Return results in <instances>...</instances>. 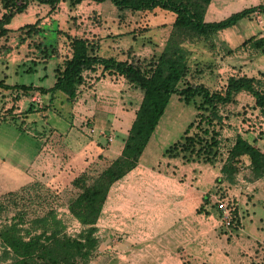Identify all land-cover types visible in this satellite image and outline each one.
Here are the masks:
<instances>
[{"label": "crops", "instance_id": "crops-1", "mask_svg": "<svg viewBox=\"0 0 264 264\" xmlns=\"http://www.w3.org/2000/svg\"><path fill=\"white\" fill-rule=\"evenodd\" d=\"M106 2L84 1L75 9H70L65 2H60L52 11L45 4L32 3L24 13L16 15L6 27L12 32L39 20L36 25L38 29L36 34L40 35V39L45 44L60 41L59 30L62 28L57 26V22L61 20L60 23H62L64 20L66 34L100 39L99 54L105 57L113 56L119 60L130 59L132 55L138 58L151 53L152 45L149 43L150 39L148 41L146 37L159 29L165 30L166 33L170 31L174 17L166 26L157 23V28L147 29L138 35V31L129 29L128 23L124 24L121 17L115 15L103 17L104 21L97 27L91 22V18H88L90 14H85L86 12L81 9L86 5H103L107 4ZM259 4H264V0H211L204 19L207 22L219 21L234 12ZM26 12H29V19L20 22L18 18ZM61 16L65 19H61ZM71 16L75 17L72 23ZM249 22L250 18H244L235 25L221 30L218 33L221 42L234 48L246 38L256 35L251 32ZM258 33H260L258 36H264L262 28ZM163 41H166V38ZM22 46L18 49L19 54L14 51L0 53V71L3 73L7 71L1 79L9 87L19 84L8 80L11 73L14 75L18 73L17 68H21L23 72L34 70L25 68L26 60L35 61V58L28 57L25 53L27 47L23 49ZM57 49L60 51L59 47ZM26 50L31 52L29 54L32 56H37L33 48L29 47ZM51 60H54L53 80L45 84L49 78L46 66ZM60 60L61 55L58 53L48 52L47 56L43 53V80L38 84L29 85L50 88L55 81L54 69ZM19 64H21L20 67ZM97 76L96 73H88L73 103L68 102L61 92L41 95L35 91L43 96V111H41L43 133L40 135L43 136V147H31L32 154L26 164L6 163L5 158L0 155V195L20 188L33 180L53 184L61 183L62 180L69 178V174L74 177L83 172L96 174L120 154L142 95L137 103H134L133 97L137 90L127 84L122 77L97 78ZM42 77L39 76V79ZM11 92V89L0 88V98L3 97V102H9L15 94ZM29 100L28 96H22L17 103L20 105L24 101L30 102ZM177 101L179 102V99ZM60 110H65L66 117L63 119L59 117ZM21 111L22 109H18L13 113ZM24 115L27 118L29 116V114ZM85 120L87 123L89 120V127L95 129L94 133L88 132L83 124ZM117 138L121 139L116 142ZM163 162L165 166L171 164V169L178 173L173 175L166 174L164 171H154L153 168ZM222 163L221 160L210 165L198 161H183L181 158L170 159L164 154L149 164L139 160L135 168L112 185L96 222L97 235L100 238L98 249L101 243L105 242L104 264H177L178 248H182L183 250H180L182 255L194 264H206L209 254L215 255L223 264L235 262L240 264L247 260L251 262L252 259L257 262L250 248L255 245V242L264 241V233L262 234L261 228L255 222L247 229L241 218L242 228L226 229L221 224L217 209L215 212H209L205 207L201 209L202 206H199L200 202L203 203L201 200L207 197L205 194L209 190L225 185L228 187L227 192L231 198L234 196L235 200H238L237 191L240 189L238 182L241 180L236 177L237 182L229 183L221 173ZM247 165L248 162H245V167ZM1 175H4V179H1ZM180 175L185 177L182 179ZM250 182L248 190L257 191L258 186L264 190V176ZM258 194L261 198L255 196V200L251 202L253 214H255L254 207L257 206L253 205L254 203L261 202L260 205L264 206V191L258 190ZM228 198L230 199V197L223 199ZM260 205L258 207H261ZM115 211L122 216L123 220L120 222L118 235L109 233L119 239L103 240L99 224L102 212L114 214ZM179 220L188 224L185 233L177 229ZM218 227H224L227 237L233 239L209 241V235L213 237ZM242 234L249 238L241 237ZM236 235L239 236L238 239ZM176 237L179 240H176Z\"/></svg>", "mask_w": 264, "mask_h": 264}, {"label": "trees", "instance_id": "trees-1", "mask_svg": "<svg viewBox=\"0 0 264 264\" xmlns=\"http://www.w3.org/2000/svg\"><path fill=\"white\" fill-rule=\"evenodd\" d=\"M84 1L102 3L107 0H0V38L11 32L6 26L32 3L45 4L52 11L60 2L75 9ZM109 1L117 10L132 14L157 9L173 15L169 34L157 56L148 60L105 57L99 54L100 39L66 34L69 52L56 65L55 81L50 88L24 84L9 87L3 79L0 80V88L15 92L12 95L15 101L22 96L29 98L38 91L41 95L61 92L68 102L73 103L88 73L98 74L97 78L120 76L142 93L120 154L100 172L93 175L83 172L71 182L78 193L67 204V209L80 225L77 233H68L67 223L59 216L54 201L49 200L50 196H42L44 191L52 194L44 182L35 180L0 196V264H89L100 244L96 222L110 188L137 166L173 94L178 95L184 104L191 105L196 114L180 139L165 150V157L204 164L221 160V173L229 183L236 181L245 162L251 172L249 181L264 176V151L256 145L255 139L238 131L233 139L227 138L229 144L223 143L222 139L227 120L222 109L236 103L239 93L245 92L253 97L254 107L264 119V76L231 75L218 90H212L204 83L186 82L180 86L190 73L191 50L186 43L207 39L253 14L264 15V4L244 8L219 21L207 22L204 17L211 0ZM37 24H27L23 28L29 34L34 33L38 31ZM240 47L254 53L264 52V36H251ZM14 107L16 103L8 111L12 112ZM34 110L30 102L26 114ZM227 204L231 212L230 228L238 230L241 225L238 210L233 200L228 198Z\"/></svg>", "mask_w": 264, "mask_h": 264}, {"label": "rangeland", "instance_id": "rangeland-1", "mask_svg": "<svg viewBox=\"0 0 264 264\" xmlns=\"http://www.w3.org/2000/svg\"><path fill=\"white\" fill-rule=\"evenodd\" d=\"M107 4L111 5L115 8V6L107 0ZM107 4L97 5L93 4L86 5L81 10L89 13L88 18H91V22L95 24V26H101L103 17L107 16H118L121 17L122 22L128 23L129 29H134V32L138 34H142L143 31L147 29L157 28V23H162L163 26H166L173 18V15L169 12H164L160 10H154L153 12H137L130 13L129 11H120L114 10L110 8ZM78 7V6H77ZM116 9V8H115ZM29 12L20 16L18 19L20 22L27 21L30 17L28 15ZM83 15V14H82ZM61 19H65L64 16H61ZM69 17V16H68ZM254 17V19H253ZM75 20V17L71 16L70 22ZM159 20L161 22H159ZM64 21V20H63ZM60 23L61 20H58L57 26H60L62 30H59L60 33V41L55 42L52 41L50 43H43V40L40 39V35L37 36V32L28 33L26 28H19L17 30L12 31L6 37L0 39V53H7L10 51L16 52L19 54V47L23 45V49L25 47V53L28 54V57L35 58L34 60L28 59L26 60L25 68H33L32 71H22L21 68H17L18 73L16 75L12 74L8 77L9 82L19 83V84H38L43 80V52H54L61 55V58L68 54V40L65 36L66 34V24ZM39 22V20H38ZM250 27L251 32H253L254 36L260 35L259 30L262 28L264 30V16L254 14L250 18ZM70 25V24H69ZM56 26V25H55ZM125 26V25H124ZM159 26V25H158ZM161 27V26H160ZM159 31V32H158ZM154 33H150L146 40L150 39L149 43H151L152 52L149 54H145L144 56L138 57L140 60L151 59V57L157 56L161 49L164 46L165 41L163 39L167 38L169 32L159 29ZM263 32V31H262ZM251 37V36H250ZM260 37V36H258ZM247 39V38H246ZM145 41V40H143ZM244 41V40H243ZM242 41V42H243ZM142 42V41H141ZM164 42V43H162ZM241 42V43H242ZM59 45H58V44ZM241 43L236 47L226 46L225 43L221 42L218 33L216 35H212L207 39H200L198 41H193L191 43H186L185 46L191 50V56L189 58V66L190 73L186 76L185 80L180 84V86L184 85L186 82L189 83H204L212 90H218L222 88L226 80L231 75H247L253 76L257 78H263L264 76V52H250L246 49H242L240 47ZM219 48L217 49V47ZM29 47L33 48L37 52V56H32L31 52H28ZM59 47L60 51L57 49ZM45 53V52H44ZM136 57V55L130 56V58ZM61 61V60H60ZM8 62V61H7ZM17 62V60H15ZM21 64H19L20 67ZM24 66V65H23ZM54 66V60H51L47 68V73L49 75L48 82H52V67ZM11 69V66H10ZM9 69V70H10ZM7 72L6 70L4 73ZM3 72L0 71V79L3 78ZM39 76L42 78L39 79ZM128 84V83H127ZM135 89V88H134ZM134 94V103L140 99L142 93L139 89ZM141 93V94H140ZM31 97V96H30ZM29 97V98H30ZM42 100V108H39L37 105H34L35 110L31 113H28V118L24 115L26 114V110L30 105V102L24 101V103H17L15 101V97H11L9 102H3L0 98V155L5 158L6 163L13 164H26V162L30 159L32 154L31 147H43V96H40ZM179 96L173 94L170 98L169 103L167 104L163 115L161 116L155 130L153 131L151 138L145 148L143 154L141 155V162L149 164L158 156H161L165 153V150L171 146L174 142L180 139L183 135L185 129L188 124L194 119L196 114V110L191 105L184 104L180 99L177 101ZM8 103V104H7ZM16 103V107H14L13 111H17L18 109H22L21 112L13 113L9 112L8 109L11 106H14ZM5 108V109H4ZM4 109V110H3ZM64 109V108H63ZM59 110V109H58ZM41 112V113H39ZM61 115L60 119L66 117L65 110H60ZM222 112L227 116L226 124L222 129V139L223 143L229 144L227 142L228 139H233L235 133L240 132L246 137L250 139L256 140V145L264 151V125L260 119L261 114L259 109L254 107V99L248 93L242 92L237 95V101L234 104L226 105ZM22 115V116H21ZM64 121V120H63ZM89 127V120L87 123ZM87 128V127H86ZM194 129L191 130V132ZM125 136V135H124ZM121 138H117L120 140ZM115 142V143H116ZM121 142V141H120ZM25 149V151H24ZM28 159V160H27ZM165 160V159H163ZM185 161V160H183ZM213 165V164H210ZM154 171H164L166 174L176 175L178 172L171 169V164L165 166V162L161 163L157 167L153 168ZM157 169V170H156ZM176 169V168H175ZM74 176L69 174V178L62 180L61 183H46L45 187L48 188L52 194H46V192H42V196H50L49 200H53L55 207L57 208L59 216L64 218L67 223V231L69 234H75L79 231V223L74 220L69 214L67 209V204L72 200L78 193V190L72 185V178ZM180 178H184L185 175H180ZM238 180H241L239 183L240 189L237 191V199L235 200L234 196L229 195L227 192V186H219L214 187L211 191L209 190L207 197L201 200L199 206L201 209L205 207L209 212H215L217 209V200L222 198L230 197V200L234 201V206H236L238 210V215L243 219L244 226L250 228L254 225H258L261 228L262 234L264 233V206H261V202L254 207L255 214L252 213L251 202L255 200V196L258 197L259 191H264L257 187L255 191L254 189H249L250 185V177L251 172L247 166L240 169V172L236 176ZM4 179V175H1V179ZM75 178V177H74ZM35 181V180H33ZM31 181V182H33ZM71 181V182H70ZM237 182V180L235 181ZM30 183V182H29ZM226 187V188H223ZM18 189V188H17ZM15 189V190H17ZM13 190V191H15ZM253 192V193H251ZM41 192L38 191V194ZM212 193V194H211ZM2 195V194H1ZM0 195V196H1ZM56 197V198H55ZM260 197V196H259ZM261 198V197H260ZM207 199V201H206ZM263 199V198H262ZM261 207H258V206ZM198 206V207H199ZM241 209V210H240ZM218 210V209H217ZM118 211V210H117ZM103 213L101 215L100 230L102 239L107 240H118L119 238L116 236H112L119 234L120 222L123 220L122 216L119 213ZM220 213V212H219ZM106 218H105V217ZM251 219V220H249ZM1 224V219H0ZM177 229L179 231H185L188 228V224L182 222L181 220L177 221ZM239 228H242L241 225ZM224 227H218L216 234L212 237L209 235L208 240L214 241L215 239H223V240H232L233 238L227 237L225 234ZM227 229V228H226ZM230 230H233L230 228ZM106 231V233H104ZM111 232V233H109ZM259 232V231H258ZM181 235V233L179 232ZM235 234V232H234ZM187 237V236H186ZM241 237L245 239L249 238V236L242 234ZM239 236L236 235V239ZM235 239V238H234ZM176 240L177 239L176 237ZM104 243H101L99 249L97 250V254L94 256L92 261L89 264H104ZM180 250L182 248L177 249V264H194L191 263L190 260H187ZM254 253V257L257 262H254L252 259L251 262L248 260L245 263L240 264H264V244L263 242H255V245L250 248ZM96 258V259H95ZM95 259V260H94ZM206 264H223L215 255L209 254L207 258ZM234 264H239L235 262Z\"/></svg>", "mask_w": 264, "mask_h": 264}, {"label": "built area", "instance_id": "built-area-1", "mask_svg": "<svg viewBox=\"0 0 264 264\" xmlns=\"http://www.w3.org/2000/svg\"><path fill=\"white\" fill-rule=\"evenodd\" d=\"M30 100L34 105H37L39 108H42V100H41V97L38 93L32 94L30 97ZM260 119L262 121V124L264 125V119L262 117H260ZM83 124H84V126L87 127L89 133L92 134L95 132V129L93 127L90 128L87 126V120H85V122H83ZM109 139H111V138H109ZM227 202H228V199L222 198L220 200H217V209L220 212L221 224L225 228L230 229L231 212H230V208L228 207Z\"/></svg>", "mask_w": 264, "mask_h": 264}]
</instances>
